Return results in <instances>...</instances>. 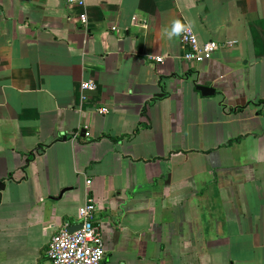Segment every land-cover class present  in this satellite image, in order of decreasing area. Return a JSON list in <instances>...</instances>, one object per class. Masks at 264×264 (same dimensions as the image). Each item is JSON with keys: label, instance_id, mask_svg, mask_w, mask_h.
<instances>
[{"label": "crops", "instance_id": "obj_1", "mask_svg": "<svg viewBox=\"0 0 264 264\" xmlns=\"http://www.w3.org/2000/svg\"><path fill=\"white\" fill-rule=\"evenodd\" d=\"M85 2L0 0V264L89 195L104 264H264V0ZM177 19L238 42L190 64Z\"/></svg>", "mask_w": 264, "mask_h": 264}, {"label": "built area", "instance_id": "obj_2", "mask_svg": "<svg viewBox=\"0 0 264 264\" xmlns=\"http://www.w3.org/2000/svg\"><path fill=\"white\" fill-rule=\"evenodd\" d=\"M67 1L81 7L78 21L83 27L88 28L89 15L86 11L85 0ZM181 42L185 47L183 58L190 64L197 65L211 59L216 51L225 47H232L238 41L219 42L210 40L200 44L196 33L190 28L188 32L181 34ZM154 58L157 62L164 61L162 56H155ZM82 87L84 90H96L98 84L94 81H88ZM97 110L100 113L108 112L107 108H98ZM74 137H77V134ZM78 222L81 227L71 231L67 226H64L48 242L46 253L51 264H104L105 240L97 218V205L93 196L89 195L87 201L80 206Z\"/></svg>", "mask_w": 264, "mask_h": 264}, {"label": "clouds", "instance_id": "obj_3", "mask_svg": "<svg viewBox=\"0 0 264 264\" xmlns=\"http://www.w3.org/2000/svg\"><path fill=\"white\" fill-rule=\"evenodd\" d=\"M190 28L191 24L186 25L181 20L177 19L172 22L170 30H165V34L168 39H172L173 37L180 36L182 33L188 32Z\"/></svg>", "mask_w": 264, "mask_h": 264}, {"label": "water", "instance_id": "obj_4", "mask_svg": "<svg viewBox=\"0 0 264 264\" xmlns=\"http://www.w3.org/2000/svg\"><path fill=\"white\" fill-rule=\"evenodd\" d=\"M198 90H200L204 95H210L215 93V90L213 87L210 86H203V85H198L197 86ZM5 184L3 182V180L0 179V189H4ZM79 227H81V224H79ZM76 230V229H75ZM74 231V230H71Z\"/></svg>", "mask_w": 264, "mask_h": 264}, {"label": "trees", "instance_id": "obj_5", "mask_svg": "<svg viewBox=\"0 0 264 264\" xmlns=\"http://www.w3.org/2000/svg\"><path fill=\"white\" fill-rule=\"evenodd\" d=\"M244 108H245V106H243V107H238L237 110H238V111H242ZM241 138H242V136H239V137L233 138L232 140L229 141V143L232 144L233 142L238 141V140H240Z\"/></svg>", "mask_w": 264, "mask_h": 264}]
</instances>
